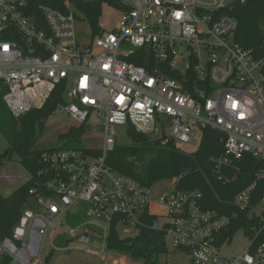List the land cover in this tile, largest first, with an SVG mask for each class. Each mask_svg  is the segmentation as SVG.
<instances>
[{"label": "built area", "instance_id": "1", "mask_svg": "<svg viewBox=\"0 0 264 264\" xmlns=\"http://www.w3.org/2000/svg\"><path fill=\"white\" fill-rule=\"evenodd\" d=\"M123 9L112 31L83 46L77 39L73 11L40 6L42 20L27 13L26 0H0V83L3 101L20 119L41 108L65 83L64 112L79 126L99 127L103 145L97 154L80 150L43 151L29 190L33 201L21 214L11 237L0 240V258L8 264H43L44 244L66 228L69 216L80 224L67 228L69 240L101 261L123 255L107 248L111 226L120 238H133L148 217L164 230L169 253L185 252L190 264H264V168L240 190L226 214L203 206L202 193L181 191L177 179L154 193L135 179L113 171L107 155L117 143L118 128L131 124L153 141L198 148L203 131L224 135V154L212 158L219 181L240 173L244 156L264 161V50L256 54L235 41L238 22L223 14L225 0H120ZM243 2V1H242ZM128 46L129 51L123 50ZM139 56L145 67L126 61ZM30 175L29 180L32 179ZM160 210L154 211L153 206ZM247 241L238 255L222 253L231 227ZM159 219H165L158 227ZM248 231V233H246ZM86 235L87 240H80ZM167 255V254H166Z\"/></svg>", "mask_w": 264, "mask_h": 264}, {"label": "trees", "instance_id": "2", "mask_svg": "<svg viewBox=\"0 0 264 264\" xmlns=\"http://www.w3.org/2000/svg\"><path fill=\"white\" fill-rule=\"evenodd\" d=\"M243 1V2H242ZM27 13L42 20L40 6L54 10H71L76 20L86 22L91 31L90 40L104 30L99 25L103 4L122 10L120 0H26ZM76 13L80 14V17ZM223 14L232 16L238 22L235 41L245 48H251L256 54L264 50V0H234L223 10ZM137 53H135L136 55ZM126 61L145 67L139 56H130ZM65 83L58 85L44 105L32 109L16 120L3 101L5 88L0 83V133L8 141L9 146L0 156V168L3 161L13 155L19 157L22 167L32 175L20 188L8 197L0 195V240L11 237L12 229L18 222L22 212L32 204L29 190L39 180L38 172L42 169L40 156L43 151L52 149L37 148V143L45 128L47 120L57 112L58 105L65 103ZM86 124L71 127L66 133L59 135V148L62 150H80L95 155L98 151L86 148L83 137ZM126 143H116L107 155L106 163L115 172L131 177L146 187H153L159 182L177 179V189L181 191L197 190L202 193L203 206L220 213L237 212L232 205L235 195L254 181L255 173L264 168V161L244 156L236 164L240 173L235 181L223 183L213 172L212 158L224 154L221 139L224 135L212 129H205L200 144L195 152L186 153L171 142L166 146H156L153 140L138 132L131 124L126 125ZM264 190V181H260L254 192L256 202ZM240 220L234 224L229 236H234L240 227L246 226V212L239 213ZM156 218L148 217L147 224L138 228L133 238H120L115 226H111L107 239V248L141 264H159L161 256L168 254L165 232L153 229L151 224ZM248 233V231H246ZM264 241V235H259ZM0 264H8V258H0Z\"/></svg>", "mask_w": 264, "mask_h": 264}, {"label": "rangeland", "instance_id": "3", "mask_svg": "<svg viewBox=\"0 0 264 264\" xmlns=\"http://www.w3.org/2000/svg\"><path fill=\"white\" fill-rule=\"evenodd\" d=\"M234 0H225V5H231ZM80 17L79 13H76ZM120 16L117 9L108 6L107 4L102 5L101 15L99 18V25L104 31H112L115 27L116 22ZM77 39L80 45H87L90 42V27L86 22L81 20L76 22ZM123 50L129 51L128 46H123ZM96 117L90 119V125L87 126V130L83 137V145L86 148L92 150H100L103 145L102 135L99 127L94 123ZM78 125L64 112H56L46 122L45 128L42 135L37 143V148L41 149H56L61 146L58 142V137L61 134L66 133L71 127H77ZM118 135L116 137L117 143H126L127 138L125 130L118 128ZM9 146L8 141L0 133V156H2ZM177 147L190 154L196 151L197 147L186 144H179ZM6 173L7 177L3 176ZM12 176V179H10ZM30 174L20 164L19 157L13 155L11 159L3 161L0 168V195L2 197H8L14 193L18 188L25 184L29 180ZM166 187V182H159L153 185V192L158 193ZM154 211H158L154 209ZM66 228H62L59 235H56L53 239V245L59 249H51L48 242L44 244V250L41 257L43 264H112V260L101 261L98 257L86 254L80 250L70 249L67 252L59 251L60 249L68 247H78L79 243L74 241L73 243H66L70 238L66 232L67 228H73L80 224L76 219H72L70 216L65 219ZM165 223V219H159L158 227H162ZM247 246V241L238 232L232 238L231 242L223 247L222 253L227 255H238L242 253ZM114 260H119V264H141L139 262H133L128 257H115ZM159 264H190L188 255L185 252L177 251L175 253H169L163 255L159 259Z\"/></svg>", "mask_w": 264, "mask_h": 264}, {"label": "water", "instance_id": "4", "mask_svg": "<svg viewBox=\"0 0 264 264\" xmlns=\"http://www.w3.org/2000/svg\"><path fill=\"white\" fill-rule=\"evenodd\" d=\"M153 144L156 146H166L168 144V139L163 135L161 139L154 141ZM80 240L85 242L87 240V236H82Z\"/></svg>", "mask_w": 264, "mask_h": 264}, {"label": "crops", "instance_id": "5", "mask_svg": "<svg viewBox=\"0 0 264 264\" xmlns=\"http://www.w3.org/2000/svg\"><path fill=\"white\" fill-rule=\"evenodd\" d=\"M3 176L6 178L7 177V175H6V173H3ZM10 179H12V176H10ZM153 208L154 209H156V210H160L157 206H153Z\"/></svg>", "mask_w": 264, "mask_h": 264}]
</instances>
